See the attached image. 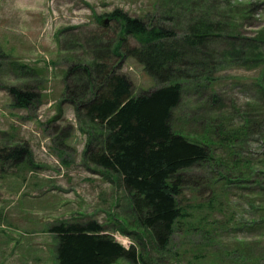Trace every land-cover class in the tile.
Instances as JSON below:
<instances>
[{
    "label": "rangeland",
    "instance_id": "1",
    "mask_svg": "<svg viewBox=\"0 0 264 264\" xmlns=\"http://www.w3.org/2000/svg\"><path fill=\"white\" fill-rule=\"evenodd\" d=\"M233 1L251 6L239 34L255 39L264 0ZM117 10L163 24L161 0H0V49L8 57H0V264H57L50 227L80 220L135 246L141 264H264V63L228 66L187 88L175 126L205 141L211 160L182 172L178 203L188 216L166 251L136 226L122 185L86 163L88 138L64 101V78L89 59L93 39H119V23L106 22ZM123 62L134 96L158 87L135 59ZM28 87L37 94L33 105L15 108L9 89ZM16 147L28 153L7 160L3 150Z\"/></svg>",
    "mask_w": 264,
    "mask_h": 264
},
{
    "label": "trees",
    "instance_id": "2",
    "mask_svg": "<svg viewBox=\"0 0 264 264\" xmlns=\"http://www.w3.org/2000/svg\"><path fill=\"white\" fill-rule=\"evenodd\" d=\"M161 8L162 22L170 27L148 25L119 10L108 14L106 22L114 20L121 27L119 39H93L89 59L66 71L64 101L88 138L86 163L122 185L136 226L166 251L188 216L178 203L182 172L211 160L205 141L176 128L175 113L190 85L200 88V80L211 82L228 66L262 65L264 30L255 39L240 38L252 10L233 0H161ZM129 37L138 46L130 45ZM0 57L8 59L1 49ZM126 58L142 65L158 87L134 96L131 81L121 72ZM30 89H9L15 108L33 105L37 94ZM3 151H8L7 160L28 153L25 147ZM49 233L57 243V264L144 263L135 246L126 249L94 220L60 221Z\"/></svg>",
    "mask_w": 264,
    "mask_h": 264
},
{
    "label": "crops",
    "instance_id": "3",
    "mask_svg": "<svg viewBox=\"0 0 264 264\" xmlns=\"http://www.w3.org/2000/svg\"><path fill=\"white\" fill-rule=\"evenodd\" d=\"M24 40H26V38ZM16 46H17V48L19 47V42L16 44ZM39 51H41V50H39Z\"/></svg>",
    "mask_w": 264,
    "mask_h": 264
}]
</instances>
